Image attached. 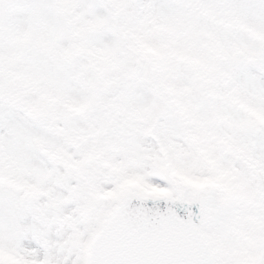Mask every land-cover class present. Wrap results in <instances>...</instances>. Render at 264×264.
Returning a JSON list of instances; mask_svg holds the SVG:
<instances>
[{"label":"snow or ice","instance_id":"snow-or-ice-1","mask_svg":"<svg viewBox=\"0 0 264 264\" xmlns=\"http://www.w3.org/2000/svg\"><path fill=\"white\" fill-rule=\"evenodd\" d=\"M0 264H264V0H0Z\"/></svg>","mask_w":264,"mask_h":264}]
</instances>
